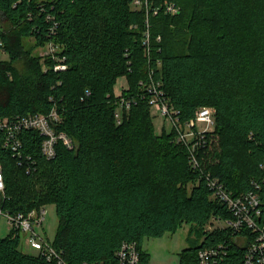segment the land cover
Wrapping results in <instances>:
<instances>
[{
  "label": "trees",
  "instance_id": "trees-1",
  "mask_svg": "<svg viewBox=\"0 0 264 264\" xmlns=\"http://www.w3.org/2000/svg\"><path fill=\"white\" fill-rule=\"evenodd\" d=\"M133 2L0 0L10 56L0 61V117L55 109L56 130L75 143L69 149L59 141L47 160L39 133L22 134L21 156L3 148L0 134V210L26 215L54 204L58 232L51 244L66 264H119L118 250L132 242L140 264H149L144 240L185 224L201 242L181 253L180 264H198L200 249L224 242L222 264H241L244 252L229 233L207 230L211 218L231 215L212 198L206 175L235 196L259 182L264 223V0H149L141 9ZM166 2L176 5V15L166 14ZM27 39L34 46L27 48ZM51 42L60 48L62 71L54 70L53 57L33 54ZM121 77L128 88L116 97ZM149 86L162 91L183 125L199 109H214L207 150L214 133L220 151L202 159V171L192 168L173 132L156 133ZM121 98L131 107L121 109L118 122ZM0 264L58 261L26 254L21 233L10 230L0 237Z\"/></svg>",
  "mask_w": 264,
  "mask_h": 264
},
{
  "label": "built area",
  "instance_id": "built-area-1",
  "mask_svg": "<svg viewBox=\"0 0 264 264\" xmlns=\"http://www.w3.org/2000/svg\"><path fill=\"white\" fill-rule=\"evenodd\" d=\"M133 6L135 9L148 8L149 0H134ZM165 12L169 15H176L178 9L176 5L166 2ZM47 20L52 22L54 18L48 16ZM55 27H57L56 23L52 27V32L56 29ZM147 27L149 28V24H147ZM148 37L149 32L147 31L145 39L147 45L149 43ZM48 45L46 56H51L58 61L59 46L52 42ZM3 47L4 42L0 29V49L5 53ZM64 69H66V66L60 61L54 67L55 71ZM148 92L151 94L150 106L155 108L156 112L163 118L172 122L173 130L176 133V141L188 149L192 168L202 171L200 157L208 151L206 136L215 129V111L205 106L197 111L195 119L183 125L178 118V111L171 108L161 90L155 86H149ZM130 107L131 101L121 98L120 108L116 114L118 122L121 118V109L129 110ZM59 123H61V119L55 109L49 114L30 113L0 117V134L3 136V148L12 152L14 156H21L23 148L22 134L25 131H35L43 137L42 155L47 160H51L56 156V145L59 141H62L69 149L74 148L75 144L64 132L56 130V125ZM2 170L3 167L0 164V192L5 190L4 171ZM206 182L208 188L212 191V198L222 205L224 204L231 215V218L227 220L211 218L207 230L227 231L232 245L244 252L242 259H240L241 264H264V223L260 222L262 210L258 192L260 183L253 181L252 188L249 191L235 196L226 190L224 184L218 178L212 177L210 174L206 175ZM45 213L43 208L39 211H30L26 215L22 213L13 215L0 210V216L7 219L11 230L24 233L26 235V245L37 251V255H42L49 261L57 259L58 264H66L59 259V254L56 253L57 251L52 244L43 240V237L37 232V228L44 223ZM228 252L227 242L218 246L200 249L198 264H222ZM116 256L119 264H140L139 251L137 244L134 242L124 244L118 250Z\"/></svg>",
  "mask_w": 264,
  "mask_h": 264
},
{
  "label": "rangeland",
  "instance_id": "rangeland-1",
  "mask_svg": "<svg viewBox=\"0 0 264 264\" xmlns=\"http://www.w3.org/2000/svg\"><path fill=\"white\" fill-rule=\"evenodd\" d=\"M0 22H5L4 17L0 14ZM33 39L25 40V46L30 48L34 46ZM49 45H46L42 48H35L33 54L41 60L45 59L46 52ZM44 56V58H43ZM9 54L3 53L2 49H0V61H10ZM128 88V81L125 77H121L117 80L114 86V94L116 97L122 96L124 90ZM213 109L212 107H209ZM214 110V109H213ZM121 113V111H120ZM150 115L153 118V125L157 134L171 133L176 136L175 131L173 130V124L170 120L163 118L159 113L156 112L155 108L150 107ZM216 129L213 130L215 132ZM210 146L208 151L203 154L200 159L207 158L209 154L213 151H220L218 144H216V140H218V136L216 134L210 135ZM182 145V144H181ZM190 161V156H189ZM45 210V220L41 227L37 228V232L43 237V240L53 243L56 239V235L58 232V218L55 211V205L49 204L47 206H43ZM190 226L184 225L179 228L176 232L166 233L161 238H147L143 242V250H145L150 256L149 264H180L181 263V253L185 249H189L197 246L201 240L197 239V235L190 234ZM11 228L8 224L6 218L0 216V237H6ZM26 235L21 233V246L22 250L26 254L37 255L38 252L33 250L31 247L27 246L25 243Z\"/></svg>",
  "mask_w": 264,
  "mask_h": 264
}]
</instances>
